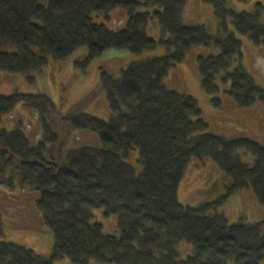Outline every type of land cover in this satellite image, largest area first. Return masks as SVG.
Returning <instances> with one entry per match:
<instances>
[{
	"label": "trees",
	"instance_id": "trees-1",
	"mask_svg": "<svg viewBox=\"0 0 264 264\" xmlns=\"http://www.w3.org/2000/svg\"><path fill=\"white\" fill-rule=\"evenodd\" d=\"M188 1L0 0V71L39 72L50 58L66 60L84 50L74 64L85 72L100 60V85L111 109L108 120L79 107L63 114L43 93H0V121L23 103L40 112L44 129L34 146L22 130L0 127V184L13 187L18 177L20 185L40 193L36 207L54 239L49 258L0 241V264H55L65 257L75 264L264 263V221L230 223L218 211L231 195L248 188L264 205V145L211 133L197 100L164 82L192 48L215 46L218 52L198 57L211 103L222 107L216 95L224 72L222 79L231 81L227 93L238 107L264 103V88L241 65L229 71L241 58L243 43L227 23L230 18L239 33L259 45L264 42V6L237 12L226 0H203L214 7L219 22L214 35L204 24L184 23ZM121 14L123 28L107 25ZM152 19L160 25L159 39L147 33ZM152 51L164 55H147ZM131 54L145 56L131 61ZM73 129L96 132L101 146L69 148L57 160ZM134 150L141 172L127 161ZM240 150L253 155L252 166L242 161ZM193 159H212L231 177L224 196L198 207L179 201ZM95 209L118 217L119 236L104 233L94 221ZM183 243L192 246L186 256Z\"/></svg>",
	"mask_w": 264,
	"mask_h": 264
},
{
	"label": "rangeland",
	"instance_id": "rangeland-1",
	"mask_svg": "<svg viewBox=\"0 0 264 264\" xmlns=\"http://www.w3.org/2000/svg\"><path fill=\"white\" fill-rule=\"evenodd\" d=\"M48 0H40L46 4ZM228 6L237 12L251 11L257 3L264 6V0H226ZM122 10H115L113 13ZM122 15V14H121ZM126 15V14H125ZM113 17L106 22L113 29L123 28L125 22L123 15ZM100 21V20H99ZM105 22V21H102ZM264 23V11L262 14ZM184 23L204 24L209 31L217 35L219 22L214 14V7L204 3L203 0H189L184 11ZM228 29L235 33L242 43V56L234 61L229 71L241 65L264 88V42L257 45L247 35L239 33L229 18ZM149 36L159 39L161 28L156 19H152L147 27ZM84 51V50H82ZM77 53L66 60L49 59L47 65L39 72L30 74L10 73L0 71V93L10 95L14 93L40 94L51 98L54 104L65 114L75 107L82 112L108 120L111 109L106 92L100 85V60H93L83 72L74 64L75 59L81 60L83 52ZM218 52V48L198 46L192 48L183 63L172 68L165 77V84L169 89L177 90L193 96L201 109L203 116L210 125V132L227 138H249L264 145V103L257 101L253 107L240 108L227 93L230 79H222L220 74L218 84L220 92L216 97L222 99V107L217 108L211 103L212 96L208 95L202 86V79L198 63L200 55H209ZM160 51H152L147 55H164ZM131 61L142 59L145 55H130ZM74 59V60H73ZM130 61V62H131ZM118 74L114 75L117 76ZM52 122V114H49ZM0 127L7 130L20 129L29 139L31 145H37L44 134L40 119V112L23 103H18L14 109L3 116ZM71 137L65 142L64 151L57 152L55 158L69 148L79 146L100 147L101 142L96 132L87 129H73ZM61 134V133H60ZM62 138H60L61 140ZM52 145L49 143L48 147ZM59 144L56 145V150ZM60 149V148H59ZM243 162L253 165L254 157L251 153L240 150ZM50 155H47L49 158ZM127 161L141 172L142 164L139 162L137 150L130 153ZM9 175V173H8ZM13 187L6 183L0 184V214L2 217V234L0 241L12 242L32 249L36 253L49 258L52 253L54 239L52 230L45 224L42 213L36 207L40 193L31 186L19 184L18 177L14 178ZM232 179L224 170L212 160L193 159L185 173L179 188V201L187 206L198 207L201 204L218 200L227 192V186ZM223 213L230 223L244 219L250 223L264 221V205L260 204L252 188L239 191L231 195L218 210ZM94 221L103 225L107 235L119 236L121 231L117 216H105L103 210L95 209ZM182 254L186 256L191 252L192 246L183 243ZM55 264H75L69 258H62ZM88 264H101L90 260ZM264 264V263H263Z\"/></svg>",
	"mask_w": 264,
	"mask_h": 264
}]
</instances>
